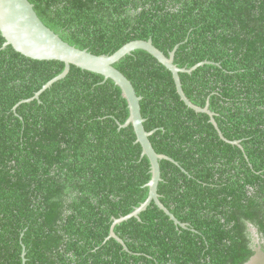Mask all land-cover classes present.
Segmentation results:
<instances>
[{
	"label": "trees",
	"instance_id": "1",
	"mask_svg": "<svg viewBox=\"0 0 264 264\" xmlns=\"http://www.w3.org/2000/svg\"><path fill=\"white\" fill-rule=\"evenodd\" d=\"M63 42L112 55L151 40L172 74L135 50L113 65L141 98L143 128L162 160L148 197L127 102L101 75L3 47L0 33V264H264V0H28ZM28 100V101H27ZM27 101V102H23ZM238 144H232V142ZM262 241L251 246L250 229Z\"/></svg>",
	"mask_w": 264,
	"mask_h": 264
},
{
	"label": "water",
	"instance_id": "2",
	"mask_svg": "<svg viewBox=\"0 0 264 264\" xmlns=\"http://www.w3.org/2000/svg\"><path fill=\"white\" fill-rule=\"evenodd\" d=\"M0 33L5 40L3 47L11 46L17 53L32 60H54L64 64L63 71L47 82L42 89L35 94L34 98H38V96L53 83L64 78L68 74L71 65L83 71L101 75L104 79H110L120 88L127 102L129 111V116L121 127H127L128 125L132 126L136 137V143L141 146V157L145 156L149 160L151 178L146 185L148 188L147 199L130 214L119 219H113L108 238H113L124 246L122 240L115 235L113 227L132 217L138 218V215L142 211H145L151 202H153L158 209L163 211L175 225L183 229L187 228V224L180 223L163 206L159 201V195L157 193L158 183L161 181L159 161L166 160L173 163L175 162L165 155L157 154L152 148L148 137L153 132H146L143 128L144 119L141 116L139 105L141 98L136 95L130 81L121 72L115 69L113 65L135 50H143L153 56L172 74L176 92L180 100L193 111L209 115L211 118L210 123L218 131L220 138L223 139L213 119V114L209 111V103H206L203 108L195 106L187 99L181 88L179 74L191 73L206 62L198 63L190 69L178 68L173 62L176 48L169 52L166 57L152 44L151 40L129 42L112 55H93L87 50H79L63 42L40 21L33 10V6L28 0H0ZM232 144H238V142L235 141L232 142ZM175 164L177 165V163ZM24 256L25 252L24 248H22V264L25 263Z\"/></svg>",
	"mask_w": 264,
	"mask_h": 264
},
{
	"label": "flooded vegetation",
	"instance_id": "3",
	"mask_svg": "<svg viewBox=\"0 0 264 264\" xmlns=\"http://www.w3.org/2000/svg\"><path fill=\"white\" fill-rule=\"evenodd\" d=\"M251 229H250V235H251L250 237H251V243H252L251 246L254 249V252H258L257 245L261 244L262 241H261V239H260V237L258 235H255L254 233H252ZM255 256L250 260L249 264H254V261L256 259Z\"/></svg>",
	"mask_w": 264,
	"mask_h": 264
},
{
	"label": "rangeland",
	"instance_id": "4",
	"mask_svg": "<svg viewBox=\"0 0 264 264\" xmlns=\"http://www.w3.org/2000/svg\"><path fill=\"white\" fill-rule=\"evenodd\" d=\"M251 231H252V233H254V234L256 235L254 229H251ZM255 257H256V259H255V261H254V264H259V263L261 262L260 257H258V256H255ZM248 264H249V263H248Z\"/></svg>",
	"mask_w": 264,
	"mask_h": 264
}]
</instances>
